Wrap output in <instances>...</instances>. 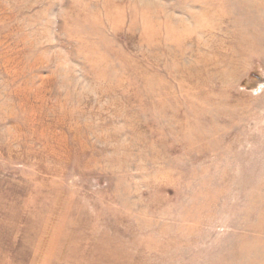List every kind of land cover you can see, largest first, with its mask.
Returning a JSON list of instances; mask_svg holds the SVG:
<instances>
[{
	"label": "rangeland",
	"instance_id": "obj_1",
	"mask_svg": "<svg viewBox=\"0 0 264 264\" xmlns=\"http://www.w3.org/2000/svg\"><path fill=\"white\" fill-rule=\"evenodd\" d=\"M0 264H264V0H0Z\"/></svg>",
	"mask_w": 264,
	"mask_h": 264
}]
</instances>
